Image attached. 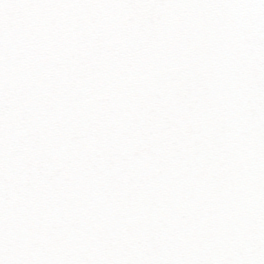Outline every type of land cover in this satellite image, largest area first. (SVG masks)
I'll return each mask as SVG.
<instances>
[{
    "label": "snow or ice",
    "instance_id": "1",
    "mask_svg": "<svg viewBox=\"0 0 264 264\" xmlns=\"http://www.w3.org/2000/svg\"><path fill=\"white\" fill-rule=\"evenodd\" d=\"M0 264H264V0H0Z\"/></svg>",
    "mask_w": 264,
    "mask_h": 264
}]
</instances>
